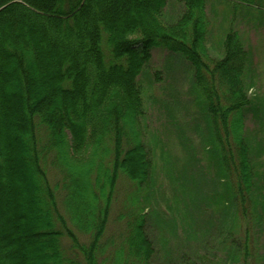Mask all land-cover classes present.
<instances>
[{"label": "trees", "instance_id": "trees-1", "mask_svg": "<svg viewBox=\"0 0 264 264\" xmlns=\"http://www.w3.org/2000/svg\"><path fill=\"white\" fill-rule=\"evenodd\" d=\"M210 2L0 0V264H107L121 183L117 264H154L152 220L170 234L163 264H264L255 53L232 26L212 55ZM156 50L191 70L202 157L180 139L168 214L150 217L157 169L140 77Z\"/></svg>", "mask_w": 264, "mask_h": 264}, {"label": "rangeland", "instance_id": "rangeland-1", "mask_svg": "<svg viewBox=\"0 0 264 264\" xmlns=\"http://www.w3.org/2000/svg\"><path fill=\"white\" fill-rule=\"evenodd\" d=\"M210 3L208 10L214 19V29L209 41L212 55L220 56V40L225 36L224 32L233 26L242 36L245 45L255 53L257 80L256 88L251 95H257L264 100V0H228L227 2L211 0ZM234 6L237 8L239 6V9L233 10ZM181 9L182 6L172 4L170 15L178 16L182 12ZM140 82L144 89L147 108L146 143L155 158L157 169L155 188L149 194L153 195L152 206L146 211L151 217L154 211L168 214L170 203L167 200H172L175 195L174 184L171 181V178L175 177L174 171L169 168L168 163L174 165L184 163L187 152L180 143L182 138L186 139L187 145L194 146L197 159L202 157L201 140L196 130L200 116L191 89V70L186 63L170 53L156 50L145 74L140 77ZM60 177L54 169H50V179L54 185L60 182ZM129 189V184L121 183L120 196L112 210L111 223L102 241L106 251L101 259L106 260L107 264H117L115 253L123 247L124 229L117 222V218ZM62 199L63 195H60V200ZM154 221L152 220L150 225L157 250L154 264H163L162 240L170 234L161 231ZM174 248L175 242L172 241L171 249Z\"/></svg>", "mask_w": 264, "mask_h": 264}]
</instances>
